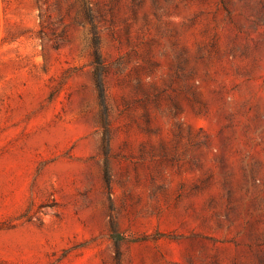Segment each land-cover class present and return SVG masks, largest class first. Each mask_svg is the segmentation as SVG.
Masks as SVG:
<instances>
[{
  "label": "rangeland",
  "instance_id": "374dc122",
  "mask_svg": "<svg viewBox=\"0 0 264 264\" xmlns=\"http://www.w3.org/2000/svg\"><path fill=\"white\" fill-rule=\"evenodd\" d=\"M0 264H264V0H0Z\"/></svg>",
  "mask_w": 264,
  "mask_h": 264
},
{
  "label": "trees",
  "instance_id": "16d2710c",
  "mask_svg": "<svg viewBox=\"0 0 264 264\" xmlns=\"http://www.w3.org/2000/svg\"><path fill=\"white\" fill-rule=\"evenodd\" d=\"M113 237L122 238V236L121 235H118V234L113 235Z\"/></svg>",
  "mask_w": 264,
  "mask_h": 264
}]
</instances>
